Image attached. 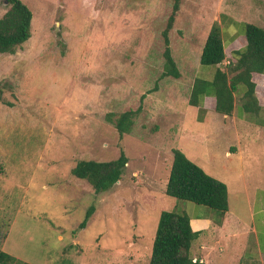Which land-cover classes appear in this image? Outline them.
Returning a JSON list of instances; mask_svg holds the SVG:
<instances>
[{
    "label": "rangeland",
    "instance_id": "374dc122",
    "mask_svg": "<svg viewBox=\"0 0 264 264\" xmlns=\"http://www.w3.org/2000/svg\"><path fill=\"white\" fill-rule=\"evenodd\" d=\"M22 1L34 14L32 36L16 53H0V84L14 104L0 103V247L14 264L145 263L162 207L189 213V201L161 195L173 150L198 133L189 99L195 80L207 78L200 57L210 29L230 18L264 27V0H181L169 32L180 77L162 75L174 0ZM7 6L0 0V17ZM140 105L121 137L106 115ZM255 119V199L247 202L235 181L230 187L232 210L246 218L255 211L259 223L264 111ZM234 132L226 123L213 138L232 144ZM122 151L130 163L107 191L72 174L82 159L110 161ZM222 159L235 167V158Z\"/></svg>",
    "mask_w": 264,
    "mask_h": 264
},
{
    "label": "trees",
    "instance_id": "16d2710c",
    "mask_svg": "<svg viewBox=\"0 0 264 264\" xmlns=\"http://www.w3.org/2000/svg\"><path fill=\"white\" fill-rule=\"evenodd\" d=\"M7 1V10L0 17V53L14 54L31 38L34 14L22 0ZM180 5L181 0H174L172 13L163 31L166 44L163 76H181V71L172 54L169 38V32L174 27ZM230 20L233 21L232 29L240 30L246 36L247 44L234 50L233 57L225 63L227 45L223 38V30L218 21L213 23L205 41L200 62L203 66L214 67L215 71L211 79L198 77L195 80L189 104L202 108L204 97L212 95L216 98V111L223 115H232L238 98L245 113L259 117L264 107L256 94L253 73H264V27L234 18ZM5 89L6 87L0 84V103L13 106L14 104L7 101L4 96ZM157 89L158 85L153 90ZM144 97L145 94L142 99ZM142 108L143 106L140 105L137 109L119 112L115 114L116 117L114 113H108L106 119L115 125L122 137L133 130L135 119ZM129 160L124 151L118 158L110 161L82 159L74 166L72 174L87 180L96 193H102L122 179ZM166 195L169 196L168 199L174 197L214 209L220 218H223L229 210L227 184L207 173L179 148L173 150V164ZM173 205L168 203L166 206L172 209L166 210L165 206L161 211L152 255L149 261L142 264H206L200 260H194L191 255V246L200 232L193 229L191 217ZM94 210V205L88 209L80 227L87 226ZM16 259L0 247V264H14Z\"/></svg>",
    "mask_w": 264,
    "mask_h": 264
},
{
    "label": "crops",
    "instance_id": "0c3cea01",
    "mask_svg": "<svg viewBox=\"0 0 264 264\" xmlns=\"http://www.w3.org/2000/svg\"><path fill=\"white\" fill-rule=\"evenodd\" d=\"M221 27L227 45V58L224 61L227 63L233 57L234 50L247 44V38L240 30L232 29L233 21L231 20H226ZM229 28L232 32L229 31L230 36L225 37L224 34ZM206 69V77L211 79L215 68L207 67ZM253 80L256 83V94L260 104L264 107V73H253ZM238 101L237 98L232 115L218 113L216 98L213 96L205 97L202 108L191 105L190 111L196 118L192 130L198 133H191L187 142L179 146L189 159L228 186L229 210L223 218H220L217 212L208 213L206 206L188 202L189 213L187 214L191 217V225L195 231L200 232L199 237L194 241L195 254L191 253V255L194 260H200L206 264H264V257H261L264 251V215L259 223H255V211L246 218L231 208L230 184L233 181L238 184L237 190L244 193L247 202L251 203L252 197L255 199V125L260 126L254 116L244 112ZM215 113L222 117L215 116ZM226 123L234 129V139L232 144L221 143L223 144L221 145L213 138V131L220 129ZM261 126L264 128V125ZM223 157L235 158V167H228L223 162ZM134 173L138 174L136 171ZM262 193L264 195V190ZM161 199L167 201L168 197L163 194ZM255 256L258 261H255Z\"/></svg>",
    "mask_w": 264,
    "mask_h": 264
}]
</instances>
